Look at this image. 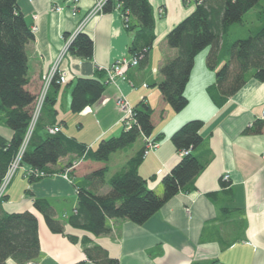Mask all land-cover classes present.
Wrapping results in <instances>:
<instances>
[{
	"label": "crops",
	"instance_id": "0c3cea01",
	"mask_svg": "<svg viewBox=\"0 0 264 264\" xmlns=\"http://www.w3.org/2000/svg\"><path fill=\"white\" fill-rule=\"evenodd\" d=\"M97 1L78 0L76 16L72 14L74 0L18 1L29 26L34 24V17H38L35 38L26 47L30 92L37 94L43 75L64 48L66 38L74 34ZM149 1L156 26L148 61L131 67L125 79L117 78L111 83L105 68L133 56L130 47L135 33L127 27L121 11L95 16L81 31L93 40V56L83 59L68 52L63 57L61 67L69 74V80L58 91L54 123L47 122L45 126H60L61 134L94 147L100 140L119 136L124 131L122 113L116 106L119 97H125L133 107L143 101L153 109L154 130L149 140L157 145L144 156L139 166V173L146 179L148 187L158 194L163 193L162 179L181 159L171 138L185 123L194 119L204 122L201 129L204 141L194 151L204 163L203 171L188 191L171 198L145 223L111 220L112 231L106 235L95 236L70 224V217L78 208L75 184L83 182L93 170L105 166V163L84 160L70 173L72 183L62 174L69 163L77 160L76 154L50 165L47 171L53 175L47 177L29 179L19 171L7 188L3 211L35 214L41 242L39 264L81 261L96 264L87 259L81 243L72 242L69 235L79 241L90 239L92 245L107 250L109 257L118 260L119 264H264V132L245 133L255 121L264 120V81L251 77L241 90L218 107L208 93L209 86L216 80V70L208 66V56L216 47L210 46L195 59L185 90L188 105L180 112L174 111L159 90L163 64L177 55V50L168 46L166 38L193 13L197 3L196 0ZM55 5L63 6L64 10L52 12L50 9ZM161 9L163 14L160 16ZM258 10L247 13H254L251 28L261 24L257 19ZM239 25L243 26V23L231 27V39L247 36L248 28L233 36V30ZM79 78H100L106 86L98 103L74 113L72 92ZM46 133L47 129H43L40 135L44 137ZM0 135L9 141L14 135L13 130L5 126L1 112ZM144 146L143 136L129 150L113 154L107 164L109 173L110 161L119 153L108 177L120 166L125 169L128 160ZM226 174L230 176L228 182L223 180ZM104 189L103 193H106L110 187ZM36 199H44L54 208L57 220L64 226V234L49 229L44 216L34 205ZM6 264L18 263L10 258Z\"/></svg>",
	"mask_w": 264,
	"mask_h": 264
},
{
	"label": "trees",
	"instance_id": "16d2710c",
	"mask_svg": "<svg viewBox=\"0 0 264 264\" xmlns=\"http://www.w3.org/2000/svg\"><path fill=\"white\" fill-rule=\"evenodd\" d=\"M18 1L0 0V112L3 113L5 126L14 132L10 141L0 135V186L19 151L36 98V94L27 88L26 52L27 45L35 36ZM196 3L193 13L174 27L166 38L168 46L177 50V55L163 64V81L159 84V90L176 112L188 105L185 90L195 59L210 46L216 47L208 56V66L216 70V80L209 86L208 93L218 107H222L241 90L251 77L264 81V0H196ZM117 4H121V12L128 18L127 27L135 33L130 51L138 55L146 49L140 61V64H145L155 40L153 7L149 0H108L104 13L116 11ZM253 9H259L257 19L261 24L248 28L247 36L231 39V27L243 23L246 14ZM69 53L91 59L93 40L80 32L70 44ZM105 86L100 78H79L72 92V111L79 113L87 106L98 103L103 97ZM60 87V84L54 83L51 88L29 148L24 154L23 164L53 174L47 168L70 154H76L77 160L83 158L105 163L104 167L86 175L83 182L75 184L78 208L70 217V224L75 228L101 236L111 233V220L126 219L143 224L171 198L188 191L190 184L203 171L204 163L194 151L204 141L201 135L204 122L194 119L185 123L171 138L179 154L183 151H189V154L181 155L179 162L164 176L162 194L150 189L146 179L139 173L146 145L128 160L125 169L108 177L107 164L113 154L129 150L140 137L149 139L152 135V107L141 101L134 107L135 122L129 130H124L119 136L102 139L94 147L60 132L54 135L47 132L42 137L40 132L50 128L45 123H54L57 116L54 107ZM262 132L264 120L255 121L245 130L246 134ZM222 185L226 187L227 183ZM105 186H109L110 190L103 193ZM34 205L53 233L64 234V226L57 220L56 212L49 202L36 199ZM69 239L81 243L88 260L96 264H119L118 260L109 257L107 250L92 245L90 239L79 241L70 235ZM40 255L39 225L35 214L30 211L6 213L0 203V264H6L10 258L18 264H39ZM76 264H86V261Z\"/></svg>",
	"mask_w": 264,
	"mask_h": 264
},
{
	"label": "built area",
	"instance_id": "2783aa9c",
	"mask_svg": "<svg viewBox=\"0 0 264 264\" xmlns=\"http://www.w3.org/2000/svg\"><path fill=\"white\" fill-rule=\"evenodd\" d=\"M108 0H98L94 6L85 14L83 19L81 20L77 30L74 32L73 35L66 38V44L62 51L58 54L53 64L50 66V68L45 72V74L42 77V82L40 85V88L36 94V98L34 100L32 109H31V118L27 127V130L25 132V135L23 137L22 143L20 145L19 151L15 158L13 159L11 165L9 166V169L1 183L0 186V203L3 202V199L5 197L7 188L9 187L10 183L12 182L13 178L19 171H23L24 176L26 178H43L47 177L53 174L47 173L43 170H37L33 169L31 167H28L23 164V157L27 149L29 148L31 139L33 137V134L36 130V127L39 123V120L41 118L44 106L46 104L47 98L49 96V93L51 91V88L54 83L63 85L68 82L69 80V74L62 69L61 62L63 60V57L69 52V47L72 41L75 39V37L83 30L84 26L87 24L89 20L94 18L95 16H98L100 14L104 13V8ZM77 2L78 0H74L72 5V14L73 16L77 15ZM52 12H58L61 13L64 10L63 6L55 5L52 6L50 9ZM116 11H121V4H117ZM163 14V9L160 10V16ZM123 18L125 23L127 24L128 18L123 14ZM35 22L31 26L32 31L36 32L38 30V26L36 24V21L38 19L37 16L34 17ZM146 49H143L138 55H133L130 58H122L112 65H110L108 68H105V72L107 76L109 77V81L111 83L115 82L117 78H126L127 72L131 67L138 66L140 64V61L143 59L144 52ZM116 106L119 109V111L122 113V119L124 124V130H129L132 125L135 122V110L134 107L131 105V103L125 98V97H119L116 100ZM263 117H264V111H263ZM47 132L50 135L57 134L61 132L60 126H53L48 128ZM145 152L144 156H146L150 151L154 150L157 145L154 142H151L148 138H145ZM189 151H183L181 155H188ZM84 161L83 158H80L76 161H74L70 166H68L64 173L62 174L63 177H65L67 180L73 183V179L70 175L73 171H75ZM230 179V176L228 174L223 176V180L228 182ZM76 213V210H75ZM64 217H67V215H64Z\"/></svg>",
	"mask_w": 264,
	"mask_h": 264
},
{
	"label": "rangeland",
	"instance_id": "374dc122",
	"mask_svg": "<svg viewBox=\"0 0 264 264\" xmlns=\"http://www.w3.org/2000/svg\"><path fill=\"white\" fill-rule=\"evenodd\" d=\"M256 11V10H255ZM250 14V13H249ZM249 14H247L245 17H244V21H243V26H241V25H239V27H236V29H232L233 30V36H236V34H238V33H241V32H243L244 31V28H250L251 26H252V24H253V22H254V13L252 14V15H249ZM242 37H245V36H241V38ZM233 39V38H232ZM119 154V153H118ZM118 154L117 155H114L115 157H112V161H110V164H111V168H110V173L108 174V176L109 175H111L112 174V172H113V170H114V163H116L115 162V159L117 158V156H118ZM120 156V155H119ZM122 169H124L123 168V166H120V167H118L117 168V170L115 171V172H118V171H122Z\"/></svg>",
	"mask_w": 264,
	"mask_h": 264
}]
</instances>
